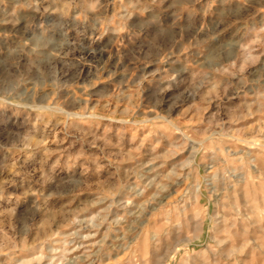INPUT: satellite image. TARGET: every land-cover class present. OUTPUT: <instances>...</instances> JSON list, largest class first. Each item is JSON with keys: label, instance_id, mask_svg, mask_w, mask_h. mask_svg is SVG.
Returning a JSON list of instances; mask_svg holds the SVG:
<instances>
[{"label": "rangeland", "instance_id": "obj_1", "mask_svg": "<svg viewBox=\"0 0 264 264\" xmlns=\"http://www.w3.org/2000/svg\"><path fill=\"white\" fill-rule=\"evenodd\" d=\"M0 264H264V0H0Z\"/></svg>", "mask_w": 264, "mask_h": 264}]
</instances>
